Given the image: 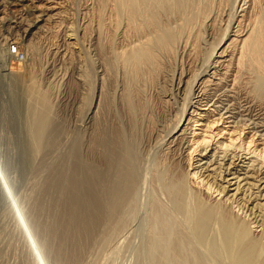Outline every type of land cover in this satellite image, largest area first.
Wrapping results in <instances>:
<instances>
[{"label": "bare ground", "instance_id": "obj_1", "mask_svg": "<svg viewBox=\"0 0 264 264\" xmlns=\"http://www.w3.org/2000/svg\"><path fill=\"white\" fill-rule=\"evenodd\" d=\"M71 1L0 0L1 52L13 58L7 47L20 36L33 64ZM27 4L6 21V7ZM82 4L84 19L95 11L93 32L89 16L78 44L58 36L80 48L94 38L93 56L80 58L85 112L71 147L58 152L68 131L50 116L48 89L34 87L15 142L32 194L28 224L18 221L30 245L33 235L49 243L36 264L72 262L82 243L116 229L148 174L166 198L151 193L150 264H264V0Z\"/></svg>", "mask_w": 264, "mask_h": 264}, {"label": "rangeland", "instance_id": "obj_2", "mask_svg": "<svg viewBox=\"0 0 264 264\" xmlns=\"http://www.w3.org/2000/svg\"><path fill=\"white\" fill-rule=\"evenodd\" d=\"M82 1L83 0H72L71 4H68L67 7L70 8H66L68 11L66 16L68 18L66 22H64L65 27H61V29L58 28L59 31L57 36L54 34H52L53 36L49 35L50 37L47 36V38L40 42L37 48L38 55L33 64L32 61H29L28 59V48L25 46V42L20 36H16V39L12 41L18 52L22 55L21 59L14 56L9 59L0 50V185L2 182L5 186H0V264H36L35 260L39 261V258L46 262V248L49 245L48 239H37L36 236L33 235L32 239L35 241V244L30 245V237L24 232V229L17 218V214L19 213L20 217L22 218L23 216L27 224L29 222L28 219L31 218L29 217L31 214H28L30 213V210L28 209H30L31 206V191L28 183L29 181L24 175V167H26L27 162H24L23 159L21 160L23 149L20 147L22 141L24 142V127L26 128L25 119L28 117L26 114L28 108L25 109L27 106L25 103V91L29 87H34L37 90L48 89V99L50 98L48 100L50 102V116L54 120L64 123L63 126L66 128L65 132L68 131V133L64 132L66 137H61L64 140L60 139V141L64 143L60 142L59 146H64L66 144L68 146L66 147L70 148V139L73 138L71 135H76L75 132L78 131L81 117L85 112L83 95L85 90H83L79 79V68L81 65L80 58H83V55L86 54L87 56H93V52H91L94 39L92 32L95 22L92 14H94L95 11L87 16L88 18L89 16H92V18L90 17L88 19L89 22L92 20L90 22V30L92 31L90 33L91 36L89 37L90 40L85 41L82 48L77 45L79 38L81 39L80 29L83 24L82 21H85V19L87 20V17L84 19L80 15L82 11L80 7L84 6ZM29 5L31 4H27L24 8L6 7L4 17L7 20H5L11 21L14 18V12L17 9L29 10ZM90 12H92V10ZM2 31H4V22L0 21V32ZM61 33H66L65 35L71 36V38H67L66 41L72 43L73 39H75L74 41H77V44H68L66 47L65 45L61 46V38H58ZM44 40L46 41L43 42ZM55 48L57 50H55ZM55 53H57L56 56ZM19 64H22L20 69H18ZM6 67L12 69L3 70V68L7 69ZM67 134L70 136V139H68L69 137ZM20 137L21 139L23 138V140H20ZM66 138L67 140H65ZM18 140H20L21 143L19 142V144H17ZM16 141L17 143H15ZM62 146L60 147V150L57 149L58 152H65L67 150L65 146L64 148ZM19 148L22 149L21 152ZM152 163L154 162H151V164ZM147 177L144 182L141 181V184L139 185L140 190H137V195L134 197L136 199L133 201L131 200V202L134 203H131L132 206L129 204L132 208L129 209L128 206V210L126 208V211H123V216L125 218L122 217V223L116 227V229L113 228L114 230H110L111 232L107 231L108 235L103 233L94 242L87 244L82 243L78 259L76 258L77 260H72V262L71 259H68L66 264H150L151 254L156 252V250L151 247L150 240L152 239V235H150V237L148 236L150 234V227H152L149 218L151 215L149 202L151 200L150 197L153 195H151V193H158L156 194L157 196L160 194L156 189V191H153L154 185H152V180H149L151 179L149 178L151 175L148 174ZM7 186L8 188L6 189ZM159 191L161 193V199H166L163 198L165 196H162V191ZM2 195H5V197ZM57 209L58 204L56 203L54 204V207H52V215L50 214V218L52 219L50 221L51 225L53 224V217H55ZM178 215L180 217L177 216L178 218L175 217L174 220L175 222L176 219H178V221L181 220V223L180 221H177L176 226L178 224V226H180L183 221V216L180 214ZM171 216L169 217V221L170 218L173 219L174 217ZM153 229V234L159 233L155 227ZM35 246L39 248V251L42 249L40 254L35 250V248L37 249ZM190 247L191 244L190 246L188 245L189 249ZM188 248L186 250L190 251ZM189 261L193 262L194 260Z\"/></svg>", "mask_w": 264, "mask_h": 264}, {"label": "built area", "instance_id": "obj_3", "mask_svg": "<svg viewBox=\"0 0 264 264\" xmlns=\"http://www.w3.org/2000/svg\"><path fill=\"white\" fill-rule=\"evenodd\" d=\"M8 48H9V51H10L11 53H13L14 57H17V58H19V59L22 58V55H21L20 53L18 54V53L16 52L17 49H15V44H14L13 42L9 43Z\"/></svg>", "mask_w": 264, "mask_h": 264}]
</instances>
